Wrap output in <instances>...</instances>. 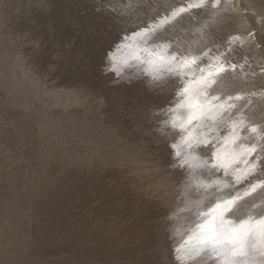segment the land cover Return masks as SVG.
<instances>
[{"label":"bare ground","instance_id":"6f19581e","mask_svg":"<svg viewBox=\"0 0 264 264\" xmlns=\"http://www.w3.org/2000/svg\"><path fill=\"white\" fill-rule=\"evenodd\" d=\"M243 1H244L245 7L241 8V10L245 9L246 11H251V12H254L255 14L253 17L249 16L248 18V24L251 27L250 30L259 28L258 35L260 36V31L264 32V27L262 25L264 24V21H263L264 20V0H243ZM235 2H236L235 0H157V2L154 5L157 7L158 6L162 7V8L166 7V9L165 11H162V9L157 10L158 13L161 12V15H157V18H155L156 20L151 19V17L146 18V20H148L147 23L150 28L149 29L143 28L141 30L138 28V30L133 31L132 33L135 32V34L131 36L133 39L132 44H128L125 39H121L120 37V39H118L117 41L113 43L114 45L112 44L113 45L112 50L108 51L109 59H111V61L113 60V64L108 65V69L112 70L116 76H119L121 78H126L127 76H131L132 74H134V72H138V70L139 71L144 70L146 73L151 74L152 77H154L156 81H162L163 78L168 74H172V75L179 74L180 76L177 79V82H181L182 84L174 85L175 86L174 95L178 97L173 102V105H168V107L166 108V111L164 113L165 118L159 119V123L161 124H160L158 131H156L157 135L150 132V130L153 127H155V125L154 126L153 125L151 126L142 125L138 130H136V132L139 135L138 136L139 139H143L142 145H146L149 142L154 143V142H157L158 140L160 141L165 140L167 136H163L162 138H160V135H161V132L165 129L166 125L172 126L170 129L172 128L177 129V131L174 134V137L166 140V145L173 147L174 155L175 156L177 155L179 157L176 160H174V163L184 162L186 164V167L188 168L187 176L189 178V181L185 186L195 187V190L198 191V195L196 197H193L191 194H188V193L184 194L182 191L181 194L183 195L180 198H177L178 201H175V203L173 204L170 210V218H172V223L169 224V229L172 234H177L181 236L183 235L182 237L178 238L174 242L175 256L177 257L178 255V257H181L182 259L186 261L190 260L192 264H228L230 260H236L239 262V264H245V262H247V264H264V255H262L260 251L253 252L251 251V249H249L248 256L231 257L230 251H229L231 246L227 244L226 242H224L226 240V237L229 235L228 229L230 227L237 226L242 220H247L249 216H253L255 217L256 220H259L260 213L264 212V187L257 188L255 192L251 191V186L253 184H260L264 182V171L260 172L262 176L257 179L250 177V175H254L253 173H256L259 170V165L261 164V162L259 161V158L264 155V136H263L264 135L263 134L264 125L262 124L264 121V105L262 104L260 107H257L255 105L257 101L256 100L254 101L255 98L252 97V95H255L258 92L257 91L258 87H260L261 84H264L263 76L259 75L260 77H256L257 79L253 80L249 76L233 75L232 72L231 73L225 72L224 67H223L225 63L223 59L225 61L226 60L230 61L234 65L242 66L244 63H247V58L249 59L250 57H252L257 60L259 56H261L260 53L262 51L260 46H259L260 48L256 47L259 42L253 43V39H254L253 36H248L244 34L245 30H247L248 28L247 26H245L246 24L245 25L243 24V21L245 22V15H244V12L242 11L240 12V10L238 11L239 13H236L235 11L237 9L234 12L232 11L233 7H235ZM179 15L180 16L182 15V17L187 18L189 21L185 23L186 25H184L183 27L181 26L179 27L180 29L179 33H174V35H172V32H174L173 30L174 25L177 23L175 19ZM189 15L193 16L194 18H197V20H195L196 22L191 21L192 19L189 18ZM167 22L170 23L168 25V29H164L163 26ZM0 26H3V25H0ZM153 30L155 31L158 30V32H160L161 34L160 36L162 37L158 41L161 43H164V46L166 48L169 47L170 45H173L171 52H167L166 48L161 49L162 51L161 50L155 51V49H153V43L151 42V38L153 37V34L149 32ZM250 30H247V31L249 32ZM258 35H256L257 39L259 37ZM116 45H119V47L121 48L125 46L130 48L129 55L123 56L120 60L118 52H117L118 48ZM232 45L241 46L238 52L239 55L234 56L231 54L232 55L231 56L230 54H228L227 56L226 55L222 56L225 54L223 48L226 46L231 47ZM31 48H34V47H31ZM142 49L144 50L143 54H140V51ZM208 50H211L212 52L211 54L217 55L219 58H212L209 54L206 53ZM33 52L36 53V51H33ZM144 54L145 55L154 54V57H152L153 59L151 60L152 64H154L153 66H150L149 68H147L144 65H139L140 61L142 62L144 61V59H142L143 58L142 56ZM161 55L164 57V61H160L158 59V57ZM1 57H3V55L0 53V58ZM115 57L121 61L120 65L117 64L116 62L117 60ZM172 57H175V61L171 59ZM176 57L178 59H176ZM32 58L33 59L37 58V55H34L33 53ZM191 59H195L196 63L194 65H191L190 67L183 68V69L179 67V65L183 63V61L191 60ZM148 61H150V59ZM166 61H171V63H168ZM2 62H0V76L2 75L6 76V80H4L5 82L0 84V86L5 93L4 95H6L5 97H6L7 103L11 106L13 110V111L12 110L10 111L13 112V115L15 116L12 118V119H15L14 121L15 126H16L15 128L18 129L17 131L20 132V135L26 142L36 147V143L38 141V136H39L38 131H37V126H36L37 125L36 118L34 116V107L39 101L38 96H37V90H36L37 89L36 88L37 87V84H36L37 76H35L34 71H32L30 74H24V75L20 74V76H18L19 74L17 73L13 65H4L2 64ZM163 62L171 66L167 68L165 66H161ZM260 62H257V64ZM169 69H172V70L170 71ZM63 80H65L63 82H66V84H69V85L72 84L73 86H75L74 89L72 90V93L74 97L77 95H81V96H78L79 97L78 101L82 105H83V83L88 84L89 85L88 87L89 89L92 90V92L97 93L98 91V87L96 85L91 84L90 81H88V79H83V74L81 77L74 76L73 74H68L66 76V79H63ZM189 85L191 86L190 91L186 93L183 97H181V93L183 89L185 87H188ZM259 93L263 94L262 91H260ZM90 96H91L90 100H91V105H92L90 109L92 110L97 109L103 104L104 101H103L102 95H101L102 97H100V100H96L94 98L96 94L94 95L90 93ZM173 100H174V97L171 99V101ZM181 101H183V106L177 107L178 103H180ZM250 102H253L252 104H254L252 108L253 111L248 108V104ZM183 108H184V112L181 111V109ZM121 109L122 108L118 107L116 111H120ZM7 112L8 111H6V113ZM99 112L100 113L97 114V118H96L98 121L97 126L98 128L101 127L102 130H104V135L106 137L104 138L96 137L92 139L90 131L88 134L83 133V135L86 137L85 139L87 140L86 141L87 144L83 149V153L85 154V158H87L88 162L85 163V165H83V178H82L83 182H80L81 183L80 185L83 188V211L85 212V216H86L85 217L86 220L83 219L84 220L83 234L81 237L82 240L81 239L80 240L83 242L84 252L88 251V248L90 247L91 244H94L95 247L97 248H99L100 246H103L107 252L106 255L108 254L107 255L108 257L107 256L106 257L109 261L113 259L115 255L119 256L122 254H126L129 251H133L136 248L137 243L139 244L138 240L141 238V234L143 230L141 229V226L139 227V225L138 226L133 225L132 228L131 226H129L130 228H127V229L126 228L123 229L124 226L123 228H120V222L118 219H117L118 221L116 220V222L112 225H105V222L103 223L105 219H109L112 216H116L115 212H112L111 209L112 207L114 208L115 206L114 204L116 203L118 204L117 199L121 197L124 198L123 195H125V191H124L125 188H123L124 190L121 189L119 192L115 191L110 186V184L112 183L111 181L112 179L109 180L107 179V177L114 178L117 181L119 180L120 182L119 184H122L123 186H124L123 179L128 174H131L134 176L133 178H130L132 182H140V181L142 182V178L139 177L140 174H137V171L140 165L142 166V157H144L143 160L145 162L146 159H148L150 153H153V152L151 150L147 152H138L137 150L134 151V147H133L132 148L134 151L133 154H136L135 157H133L134 159H131L129 156H126L124 154L122 155L116 154L112 148L113 146L115 147L114 144L116 143H112V141L116 142V141L123 139L120 136H117L119 134H122V131L120 130L116 131L113 129L114 126L117 125L116 123L118 121H113L111 119L112 124L110 123L108 125L107 120L105 123H103L105 120L103 119L104 115L101 111ZM158 112H159L158 110H152L150 111V113H148V116L149 114L152 116H156ZM4 113L5 112H3V114ZM189 118H191L190 122H189ZM193 120H195L194 123H192ZM205 120L210 121V126H209L208 131L201 130L205 126ZM10 121L12 122V120ZM10 121L8 122L11 123ZM8 122L6 121V123ZM220 123L223 124L222 127L225 126V123L228 124V127L224 131L225 136L221 135L222 137H224V138H221L222 144L218 146L217 151L214 153V156H213L214 162L211 164L210 161L207 159V156L203 155L202 152L199 151L200 150L199 145L206 144L208 141L212 139L213 135L209 136L208 133L209 131H215L219 127L218 125ZM2 124L4 125L5 123L3 122ZM10 126L13 127L14 125L13 126L10 125ZM10 126L8 128H11ZM253 129H255V131H253ZM9 131L11 133V134L9 133L10 135L14 134L13 133L14 129H13V132H12V128L11 130L9 129ZM4 132L6 133L4 134L7 136V132L6 131ZM1 135L2 134H0V136ZM15 136L13 140L17 138L20 139V137H15ZM172 136L173 135H170V137ZM9 137L11 138V136ZM93 144L96 146H94ZM12 145L14 146V144ZM181 145H184V148H185L182 154H181L182 149L179 148ZM7 147L9 148L11 146H7ZM253 148L255 149L254 153L251 152V149ZM38 149L40 150L39 147ZM168 149H169L168 147L163 146V148L160 150V153L156 151L158 154L157 156H155L156 157L155 159L156 160L161 159L160 156L162 158L165 156L167 157L168 155L167 154L165 155L164 153ZM156 152L154 151V153ZM31 154H29V156ZM3 155L6 156V154H3ZM69 155L71 156V154ZM38 158L40 159V157ZM7 160L8 159H6L5 161L7 162ZM44 160H41L40 164L45 162ZM5 161L3 162L4 164H5ZM206 161L211 168L212 166L216 167V169L222 168V172L224 174L226 173L232 174V177L234 178V185L240 182H245V181L248 182V184H246L247 189L246 188L245 189L232 188L231 190H228L226 189L228 185V179L226 178L224 179L221 177H215V176L207 177V175L204 174L203 172L204 170L203 164H205ZM31 162H29V164ZM35 163L37 162H34V164L32 162V164L30 165L34 166ZM55 163L57 164V162ZM263 163H264V160H263ZM253 165H255V167H253ZM41 167L43 166H40V168ZM50 167L52 168V166ZM31 169L33 170V167ZM97 169L99 171H105V173L99 175V173L97 172ZM197 169L199 170L198 172H196ZM67 170L68 171H67L66 176H71V174L74 173L76 168L75 166L73 167L71 165V166H68ZM207 170L208 168L205 169V172H207ZM0 173H1V170H0ZM209 173L211 174L210 171ZM28 174L29 175L31 174L33 176V173H28ZM58 174H61V173H58ZM48 178L50 179L49 176ZM191 179H194V180H191ZM160 181L162 182V184L158 183L157 188L154 187L155 189H158L159 185L160 187L162 186L165 188L166 187L165 185H167L169 180L164 179ZM52 184H54V182ZM51 187L52 186H47L46 189H44V191L47 189L51 190ZM143 187H145V190H148L147 189L148 184H145ZM56 188H57V185H56ZM2 192H4L3 189H2ZM246 192L249 194L245 195ZM2 194H4L3 196L5 197V192ZM160 197H162V194H160ZM237 197H239V199L237 200L236 204L233 206L230 212L225 210L223 211V214H221V211L216 209V206L218 204H222L224 201L231 200ZM126 198L129 201V197H126ZM131 202L133 204L132 203L129 204L126 200H123L121 205L116 208H119L122 211L130 210V208L135 209L138 199L133 197ZM162 202L164 201L162 200ZM181 202L183 203L186 202L185 206H180ZM158 205H159V202L156 203V207L160 209L161 207ZM182 209H184L186 212L180 213ZM14 212H15V209L10 204L8 208V215H7L9 218L7 219L5 216L7 220L5 221H3L2 219L0 220V222L3 221L0 223V232L4 236V239L2 238L3 242L0 244V264H16L15 260H14L15 262L10 261L9 256L14 255V254H21L22 252V249L20 252V248H19L20 246L22 247V243H21L22 241L20 242V246L17 243L18 244L17 248H16V245L14 247V244L16 242H14L13 245L11 243L14 241L13 238H15V240L18 238L17 236L19 235V233L17 231L20 230L15 225V222L12 219L14 216ZM150 212H153V214L158 213L156 214L157 218L158 216H160L159 211H150L149 209V214ZM135 213L132 211V213L130 214L127 213V214H129V216L133 218ZM35 214L37 213L35 212L34 215ZM147 214L148 213L143 214L141 219L145 220L146 219L145 215L148 216ZM24 215L26 216V214ZM76 217L77 216H75V218ZM116 218L118 217L116 216ZM79 219L80 221L82 220L81 218ZM131 220L133 221V219ZM33 221L36 222L35 219ZM125 221L126 220H124V222ZM235 222H239V223H235ZM27 223L29 224V222ZM133 223L134 222H132V224ZM250 223H254V222H250ZM22 224L23 223L21 221L20 226H22ZM77 224L75 223V225ZM79 224L80 226H82L81 222ZM128 224L126 223L127 226ZM29 225H27L28 229H29ZM205 225H207V227H204ZM32 226H33V223H32ZM80 226H79L78 231H80ZM27 227H24L23 229L25 228L27 229ZM103 229L106 230V233H104V235L106 236V239H104L102 236L103 231L101 232V230ZM28 233L27 235H29ZM81 233H80V236H81ZM39 236H41V233L39 234ZM205 236L217 237L219 238L221 243L205 242L204 241ZM24 237L27 238L29 236H24ZM24 237L22 235L21 238L24 239ZM27 239H25V241ZM143 239L141 241L145 240ZM182 239H185L184 244L180 243ZM246 239H248L250 242H253V243L257 242L256 240H253L251 236L247 237ZM260 243L264 244V241H260ZM23 247L26 248L24 245ZM61 247L63 246L61 245ZM26 249H23V252H25ZM35 249H36V246H35ZM54 253L55 252H53V254ZM22 256L24 255H21V257ZM78 256L80 257V255ZM13 257H11V259ZM85 257H84V264H91L90 263L91 259L88 257L85 259ZM15 258H16V255L14 259ZM25 258H26V255H25ZM34 258L36 259L37 257H34ZM81 260H83V257L81 258ZM21 262H23L22 264H24V263H27V260L26 262H24V259H23V261ZM72 262H70V264H73ZM77 262H80V261H77ZM50 264H53V263H50Z\"/></svg>","mask_w":264,"mask_h":264},{"label":"water","instance_id":"95a60500","mask_svg":"<svg viewBox=\"0 0 264 264\" xmlns=\"http://www.w3.org/2000/svg\"><path fill=\"white\" fill-rule=\"evenodd\" d=\"M156 2L157 0H123V2L117 4V6H119L118 11H116L114 4H110V6L104 7L99 15L94 16L90 23L87 20L85 21L86 16L83 14L81 15V0H27L26 3L27 6H29L28 14L34 15L33 18H31L34 21L39 20L42 24L50 26V34L53 38H56V40L64 39V41H67L66 47H69L71 54L67 57L66 64H70V67H75L73 68L74 76L81 77L83 74V79H88L91 84L98 87L97 93H94L89 89L88 84L83 83L82 105L78 101V96L81 95L74 97L72 93L75 86L72 84H66L63 80H59L57 87L60 86V88L63 89L62 91L66 93V96H63L64 98H62L65 99L68 104L60 107L61 101L57 96L51 93H40L38 96L39 101L34 107V116L37 123L36 126L39 135L38 140H40V148L43 150V153L48 152L51 147H66V150L69 152L68 154H72L76 158V170H83V165L88 162L83 153V149L87 144L86 137L83 133L88 134L90 131L92 139L96 137H106L104 135V130L97 126L98 121L96 118L97 114L100 113L99 111L104 115L103 119L105 120L103 123L107 120L108 125L110 123L112 124L111 119L113 121H118L113 129L116 131H122V134L117 136H120L123 139L116 142L112 141V143H116L114 144L115 147L111 144L113 146V151L116 154H124L131 159H134L133 157H135L136 154L133 153L135 150L138 152H147L151 150L153 153H150L145 162L143 160L144 157H142V166L140 165L137 171V174H140L139 177L142 178V182H132L130 178H133L134 176L131 174L124 177V186L119 184V180L117 181L114 178L109 177H107V179H112L110 186L115 191L119 192L121 189L125 188V190L123 189L125 191L124 196L129 197L130 203H132L131 200L133 197L138 199L135 209L140 213L141 217L143 214L148 213V216L145 215L146 219L144 225V227L149 230L145 241L146 244H148L149 249L143 254V259L146 261V264H192L190 260L186 261L181 257H178V255V258L175 256L174 242L183 235L172 234L169 229V224L172 223L170 210L175 201H178L177 198H180L183 195L181 194L182 191L184 194L188 193L193 197L198 195V191L195 190V187L185 186L189 181L186 164L184 162L174 163V160L179 157L174 155L173 147L166 145V140L173 138L177 129H170L172 126L166 125L160 135V138L167 136L166 139L162 141L158 140L154 143L149 142L146 145H142L143 139H139V135L136 132V130L142 125H155L150 132L157 135L156 131H158L161 124L159 123V119L165 118L164 113L166 108L168 105H173V102L178 97L174 95V85L182 84L181 82H177V79L180 76L179 74H168L162 81H156L151 74L146 73L144 70H138V72H134L131 76L121 78L116 76L112 70L108 69V65L113 64V60L111 61L108 55V51L112 50L113 43L121 37V39H125L128 44H132L133 39L131 36L135 34V32H132L138 30V28L140 30L143 28L149 29L150 27L146 18L151 17V19H155L157 18V15H161V12L158 13L157 10L162 9V11H165L166 7L162 8L158 6L159 9L154 5ZM113 12H115V15L121 20V22H116L114 29L112 28L113 30L111 32V30L108 31L106 29V20L104 18L108 13ZM102 14L104 15L102 16ZM189 18L192 19L191 21L197 20V18H194L191 15H189ZM175 20L177 23L174 25V32H172V35H174V33H179V27H183L186 25L185 23L189 21L187 18L182 17V15L177 16ZM169 24L170 23L167 22L164 24L163 28L168 29ZM36 25H39V23H36ZM149 32L153 34L151 42L153 43V49H155V51L166 48L164 43L158 41L162 37L158 30ZM29 46L24 45L23 47L29 49ZM116 46L118 48L117 52L120 60L123 56L129 55L130 48L126 46L123 48L119 47V45ZM31 47H34V45ZM172 48L173 45H170L166 48V51L171 52ZM240 48V45H232L231 47L226 46L223 48L225 54L223 53L224 55L222 56H227L228 54L234 55V50L237 52L234 56H237L239 55L238 52ZM3 49L4 47L0 42V51ZM33 49L35 48H32L31 55H33V53L34 55H37L33 52ZM143 51L144 50L142 49L140 54H143ZM206 53L212 58H219L217 55H212L211 50H208ZM142 57L144 61H140L139 65H144L147 68L154 65L151 62L154 54H144ZM149 59L150 61H148ZM176 59L178 58L176 57ZM116 60L117 64L120 65L121 61L117 58ZM223 61L225 62L223 65L225 72H232L233 75L247 76L244 73L245 63L242 66H238L228 60L225 61L223 59ZM161 66L167 68L171 65H167L163 62ZM259 89L260 87H258L257 91ZM90 93L94 95L96 94V96H94L96 100H100V97L103 96L102 98L104 102L97 109H90L92 106ZM258 93L259 91L255 95H252V97L255 98L254 101H257L255 105L260 107L262 104L264 105V98H262L264 94L258 96ZM173 97L174 100L171 101ZM181 97L183 96L181 95ZM252 103L253 102H250L248 104V108L253 111L252 108L254 104ZM118 107L122 109L116 111ZM10 110H12L11 106ZM152 110H158L159 112L156 116L150 114L148 116V113ZM181 111L184 112V108L181 109ZM194 122L195 120L192 121V123ZM262 124L264 125V121ZM222 125L223 124L220 123L215 131H209L208 135H213L210 141L206 144L199 145V151L207 156V159L211 164L214 162V153L217 151L218 146L222 144L221 138H224L222 136H225L224 131L228 127V124L226 123L224 127H222ZM209 126L210 121L205 120V126L201 130L208 131ZM170 135L173 136L170 137ZM163 146L169 148L164 153L168 156L163 158L160 156L161 159L156 160L155 156L160 153ZM133 147L134 151L132 149ZM179 148L182 149V154L185 150L184 145H181ZM153 150L158 153H154ZM263 156L259 158V161L261 162L259 170L256 173H253L254 175H250L251 178L257 179L262 176L260 172L264 171ZM203 165V172L207 177L215 176L228 179L226 189H247L246 184H248V182H240L234 185L232 174H224L222 168L216 169V167L213 166L211 168L207 161ZM206 168H208L207 172H205ZM198 171L199 170L197 169L196 172ZM97 172L99 175L105 173V171H99L98 169ZM164 179L169 180L167 185H165L166 187H160L159 185L158 189H155L154 187L157 188L158 183L162 184L160 180ZM145 184H148V190H145V187H143ZM160 194H162V197H160ZM162 200L164 202H162ZM158 202V206L161 207L160 209L156 207V203ZM183 202H181L180 206H185L186 202ZM149 209L150 211H159L160 216L157 218L156 214L158 213L153 214V212H150L149 214ZM183 212L186 211L182 209L180 213ZM185 239H182L180 243L184 244Z\"/></svg>","mask_w":264,"mask_h":264},{"label":"rangeland","instance_id":"374dc122","mask_svg":"<svg viewBox=\"0 0 264 264\" xmlns=\"http://www.w3.org/2000/svg\"><path fill=\"white\" fill-rule=\"evenodd\" d=\"M81 1H82V7L80 10L81 15L83 14L84 16H86L85 21L87 20L90 23L92 22V18L96 15H99V13L102 12L101 10L104 7L110 6V4H114L116 11H118L119 6H117V4H120L121 2H123V0H81ZM235 1L237 3L235 2V7H233L232 11L234 12L237 9L235 11L236 13H239L238 12L239 10H240V12L241 11L244 12L245 22L243 21V24L244 25L246 24L245 26L248 27L247 30H250L251 27L248 24V18H249V16L253 17L255 15L254 12L246 11L245 9L244 10L246 12L244 10H241V8L245 7L243 0H235ZM26 2H27V0H0V25H3V26H0V37H1L0 42L2 41L1 43L4 47V49L2 51H0V53L3 55V57L0 58V62L3 61L4 63L2 62V64H4V65H13L19 75L20 74H23V75L24 74H30L32 71H34L35 76H37V78H36L37 79L36 80L37 96H39L40 93L41 94L42 93L54 94L61 101L60 107L65 106L68 104V102L65 99H63L64 98L63 96H66V93L64 91H62L63 89H61L60 86L57 87V83L59 82V80L62 81L63 79H66V76L68 74H73V72H74L73 68H75V67L71 66L72 67L71 68L69 66L70 64H66L67 57L70 56L71 50H69V47H66V45H67L66 40L65 41H64V39L56 40V38H53L51 36L50 26H47L46 24H42L39 20L34 21L32 19L34 15L28 14L29 6H27ZM94 5H96V6H94ZM103 15L104 14H102V16ZM104 19L106 20V29L108 31L111 30V32L114 29L115 23L118 21L121 22V20H119L118 17L115 15V12L108 13ZM36 23H39V25H36ZM262 25L264 27V24H262ZM247 30H245L244 34L253 36V38H254L253 43L259 42L256 47L257 48L261 47L262 51L260 53L261 56H259V58L257 60L252 58V57H250L249 59L247 58L248 64L245 63L246 68H245L244 73L247 76L251 77L253 80L257 79L256 77L263 76V81H264V50H263L264 49V32L260 31V36H259L258 35L259 28L258 29H252L249 32ZM256 35L259 36L258 37L259 40L257 39ZM24 45H28V46L30 45L29 49L24 48L23 47ZM33 45L35 48L33 50L36 51V53H37V59H35V58L33 59L32 55H31L32 54L31 46H33ZM233 53H234V55H236V50H234ZM257 62H260V63H258L259 65L257 64ZM252 69H254V70H252ZM52 77H54V78H52ZM0 80H1L0 84H2L3 82H5L4 80H6V76H4V75L0 76ZM63 81H65V80H63ZM263 86H264V84H262L260 86V89L258 91L259 92L262 91V93L264 94V87ZM4 94L5 93L0 86V98H1L0 102L2 103V104L0 103L1 104L0 105V108H1L0 109V111H1L0 116H2V117H0V119L2 118L1 119L2 123L4 122L6 124V125L4 124L5 125L4 126L0 121V131L2 130L0 133V134H2L0 136V161H2V162H0L1 163L0 170L2 173V174L0 173V175H1L0 176V180H1L0 181V193H1L0 194V200H1L0 201V204H1L0 205V220L2 219L3 221H5L9 218L7 215H8L9 205L11 204L15 209L14 216L12 219L15 222V225L18 227V229L21 230V231L20 230L17 231L19 233V235L17 236L19 239L17 238L15 240V238H13L14 241L11 243L13 245L14 242H16L14 244V247L16 245V248H17L18 244L20 246V242L22 241L21 242L22 247L21 246L19 247L20 252L22 249L21 254H14V255L9 256L10 261L11 262L16 261V264L17 263L22 264L23 262H21V261H23V259H24V262H26V260H27V263H24V264H41V263L42 264H45V263L46 264H50V263H53V264H64V263L70 264V262H72V261H73L72 262L73 264H75V263L76 264L77 263L78 264H84V257L86 256L85 259L87 257L91 259L90 260L91 264H107V263H109V264H146V261L143 259V254L146 253L149 249L148 245L145 242L146 237H147L146 233H148L149 230H147L144 227L145 220L141 219V215L137 210L135 211V209L130 208V210L122 211L119 208H116V207H119L121 205L123 200H126L129 204H131L124 195H123L124 198L121 197V198L117 199L118 204L117 203L114 204L115 205L114 208L112 207V209H111L112 212H115V215L118 218H116V216H112L109 219H105L103 221V223L105 222V225H112L118 219L120 222V228H123V226H124L123 229L130 228L129 226H131V228H132L133 225H137V226L139 225V227L141 226V229L143 230V232L141 234V238L142 239L144 238L145 240L143 239L144 241H141L142 240L141 238L138 240L139 244L137 243V246L134 249L135 251L134 250L129 251L126 254H122L119 256L115 255L114 258L109 260V261L107 259L108 254L106 255L107 252L103 246H100L99 248H97V247H95L94 244H91L89 247L91 249L88 248L87 252L83 251V242L81 241L82 240L81 237L83 234V223H84V220H86L85 212L83 211V188L80 185L81 184L80 182H83V179H82L83 178V170H75L74 173L71 174V176H66L67 171H68L67 170L68 166L72 165L73 167L75 166V168H77V166H76L77 162L75 160L76 159L75 156L72 154H71V156H68L69 152L66 150L67 149L66 147H63V148L51 147V148H49L48 152L43 153L42 152L43 150L40 148V141L39 140L36 143V147H34L32 144L26 142L22 138V136L20 135V132L17 131L18 129L15 128L16 127L15 122H14L15 119H12L15 116L13 115V112L10 111V105L7 103L6 97H5L6 95H4ZM259 95H262V94L258 93V96ZM2 97H3V99H2ZM262 98H264V96ZM6 111H8V112L6 113ZM3 112H5V113L3 114ZM10 112L12 113V115ZM5 114H6V116H5ZM5 120L7 122L12 120V122L10 121L11 123H9V122L6 123ZM9 124L12 126L14 125V126L11 127ZM7 125H9L12 128V132L14 129L13 135H10L11 133H10L9 129L11 130V128H8L9 126H7ZM3 130L7 132V136L5 135L6 133ZM15 130H16V132H15ZM15 133H17V134H15ZM18 134H19V136H18ZM9 136H11V138ZM14 136L20 137V139L17 138V139L13 140ZM12 144H14V146ZM51 145H49V146H51ZM7 146H11L12 148L11 147L8 148ZM38 147L40 148V150L38 149ZM6 148H8V149H6ZM29 150H31V151H29ZM38 151H39V153H38ZM27 153H29V154L32 153V154L29 156V154H27ZM3 154H6V156ZM37 156L40 157V159ZM67 156H68V158H67ZM73 157H74V159H73ZM41 158H43V159H41ZM44 158H45V160H44ZM263 158H264V156H263ZM6 159H8L7 162L5 161ZM34 160H36V161H34ZM41 160H44L45 162L42 161L43 163L40 164ZM4 161H5V164L3 163ZM31 161L33 162V164H34V162H37V163H35V165L36 164L37 165L36 166L30 165V164H32ZM54 161L57 162V164ZM29 162H31V163L29 164ZM47 162H48V164H47ZM22 163H23V165H22ZM61 163H63V164H61ZM24 165H25V167H24ZM40 166H43V167L40 168ZM50 166H52V168ZM32 167H33V170L31 169ZM29 169L32 172H30ZM23 172H25V173H23ZM28 173H33V176L31 174L29 175ZM58 173H61V174H58ZM48 176L50 177L51 180L48 178ZM51 176L54 178H52ZM41 180H43V181H41ZM53 182H54V184H52ZM1 183L4 185H2ZM56 185H57V188H56ZM47 186H52L51 190L47 189L44 191V189H46ZM53 186H55V187H53ZM2 189L5 192V197L3 196L4 194H2V193H4V192H2ZM62 193H63V195H62ZM58 196H59V198H58ZM64 197H66V198H64ZM58 200H60V201H58ZM57 201H58V203H57ZM15 206H16V208H15ZM37 209L40 211H38ZM75 209H76V211H75ZM25 210H26V212H25ZM127 211H129V212H127ZM132 211L134 213L136 212L133 218H131L129 216V214L132 213ZM2 212L4 215L2 214ZM35 212L37 214L34 215ZM15 213H16V215H15ZM79 213L81 216L79 215ZM127 213H129V214H127ZM24 214H26V216ZM74 214L78 218L77 217L75 218ZM5 216L7 219L5 218ZM27 218H28V220H27ZM79 218H81L82 220L80 221ZM135 218H137V219H135ZM34 219L36 222L33 221ZM131 219H133V221ZM120 220H122V221H120ZM124 220H126V221L124 222ZM3 221H1V222H3ZM18 221H20V222H18ZM21 221L23 223L22 226H20ZM79 221L81 222L82 226H80ZM27 222H29L30 225ZM132 222H134V223L132 224ZM32 223H33L34 227L32 226ZM37 223L39 224V226L40 225L41 226L39 227ZM47 223H49V224H47ZM75 223L76 224L78 223V224L75 225ZM121 223H122V225H121ZM126 223L127 224L129 223L128 226L126 225ZM35 224H37V225H35ZM27 225H29V229H28ZM23 226L27 227V229L26 228L23 229L24 228ZM79 226H80V231H78ZM81 227H82V229H81ZM23 231H25V232H23ZM102 231H103L102 236L104 239H106V236L104 235V233H106V230L103 229V230H101V232ZM26 232L27 233L29 232L28 233L29 235H27ZM30 232H31V234H30ZM79 232L80 233L82 232L81 236H80ZM23 233L26 235H24ZM40 233H41L42 237L39 236ZM22 235H23V237L24 236H29V237H27L28 239L25 237H24V239H22L21 238ZM2 238L4 239V236L0 232V240H1L0 244L3 242ZM51 238H52V240H51ZM25 239H27V240L25 241ZM45 242H46V244H45ZM31 244L33 247L31 246ZM23 245L26 248H28L29 250L24 248ZM37 245H38V247H37ZM61 245L63 247H61ZM35 246H36V249H35ZM40 248L41 249L43 248L42 249L43 251ZM96 248H97V250H96ZM23 249H26L25 252H23ZM57 249H58V251H57ZM78 250H80V251H78ZM53 252H55V253L53 254ZM88 254H89V256H88ZM15 255H16V258L14 259ZM21 255H24V256L21 257ZM25 255H26V258H25ZM32 255L34 257H37V258L35 259ZM61 255H62V257H61ZM78 255H80V257ZM11 257H13L12 258L13 260L11 259ZM54 257H56V258H54ZM82 257H83V260H81ZM99 257H101V258H99ZM77 259H79V260H77ZM99 259H100V261H99ZM38 260H39V262H38ZM77 261H80V262H77Z\"/></svg>","mask_w":264,"mask_h":264},{"label":"snow or ice","instance_id":"6c2138e0","mask_svg":"<svg viewBox=\"0 0 264 264\" xmlns=\"http://www.w3.org/2000/svg\"><path fill=\"white\" fill-rule=\"evenodd\" d=\"M160 61H164V57L161 55L158 57ZM172 60H175V57L171 58ZM168 63H171V61H166ZM196 63L195 59L191 60H185L183 63L179 65L181 69L188 68L191 65H194ZM170 71L172 69H169ZM191 86L185 87L181 93L182 96H184L186 93L190 91ZM183 106V101L178 103L177 107ZM191 106V105H190ZM191 118H189L190 122ZM255 131V129H253ZM251 152H255V149H251ZM255 167V165H253ZM264 187V182L260 184H253L251 186V191L255 192L257 188ZM249 193H245V195H248ZM237 198H233L231 200L224 201L222 204H218L216 206V209L221 211V214H223V211H231L233 206L236 204ZM254 222V223H250ZM204 227H207L205 225ZM229 235L226 237V242L229 244L230 247V255L231 257H245L249 255V249L251 251H260L262 255H264V244H261L260 241H264V212L260 213V219L256 220L255 217L249 216L247 220H242L237 226L230 227L228 229ZM251 236L253 240H256V243L250 242L247 237ZM205 242H215V243H221L219 238L212 237V236H205L204 237ZM228 264H239L236 260H230ZM247 264V262H245Z\"/></svg>","mask_w":264,"mask_h":264}]
</instances>
